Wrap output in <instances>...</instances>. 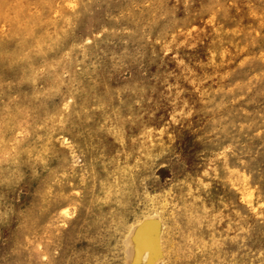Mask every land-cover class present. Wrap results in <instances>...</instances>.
Returning <instances> with one entry per match:
<instances>
[{
  "label": "rangeland",
  "instance_id": "obj_1",
  "mask_svg": "<svg viewBox=\"0 0 264 264\" xmlns=\"http://www.w3.org/2000/svg\"><path fill=\"white\" fill-rule=\"evenodd\" d=\"M0 264H264V0H0Z\"/></svg>",
  "mask_w": 264,
  "mask_h": 264
},
{
  "label": "bare ground",
  "instance_id": "obj_2",
  "mask_svg": "<svg viewBox=\"0 0 264 264\" xmlns=\"http://www.w3.org/2000/svg\"><path fill=\"white\" fill-rule=\"evenodd\" d=\"M142 229H143V228H142ZM142 229H141V230H142ZM145 229H147V228H145ZM148 229H150V226L148 227ZM148 229L145 230V231H146V232H149V231H150V233H151V230L148 231ZM151 229H152V227H151ZM141 230H140V231H141ZM140 231H139V233H140ZM154 231H155V230H154ZM142 232H143V231H142ZM146 232H145V235H144V236L147 237V240H146V238L143 236L144 238L142 237V238H141V239H142L141 241H143V239H144V240H146L147 242L145 241L146 243L143 242V243H141V244H143V247L146 246V245H147V248H151V247H152L151 250H153V252H154V249H156V248L159 247L160 245L157 246L158 243H157V244L155 243L157 247H156V248H153V246H152L151 244L148 243V241L150 240V238H149L150 235H151V238H153V236H152V234L149 235V233H148V235H149V237H148V236L146 235V234H147ZM152 233H153V232H152ZM141 234H142V233H141ZM139 235H140V234H139ZM141 236H142V235H141ZM135 237H136V236H135ZM137 237H138V236H137ZM154 237H155V236H154ZM139 238H140V236H139ZM125 240H126V239H125ZM136 240H139V239H136ZM152 240H153V239H151L150 242H151ZM155 240H156V239L154 238L153 241L156 242ZM136 242H137V241H136ZM154 242H152V244H153ZM157 242H158V241H157ZM122 243H123V242H122ZM139 243H140V241H139ZM139 243L137 242L138 247L140 248ZM144 243H145V244H144ZM123 244H124V243H123ZM124 245H125V244H124ZM148 245H150V246L148 247ZM143 247H141V248H143ZM154 247H155V246H154ZM124 248H125V246H124ZM144 248H146V247H144ZM159 248H160V247H159ZM157 249H158V248H157ZM145 251H146V250H145ZM145 251H144V252H145ZM155 251L157 252V250H155ZM140 252H142V251H140ZM147 254H148V253H146V255H147ZM135 259H136V257H135ZM135 261H136V260H135Z\"/></svg>",
  "mask_w": 264,
  "mask_h": 264
}]
</instances>
